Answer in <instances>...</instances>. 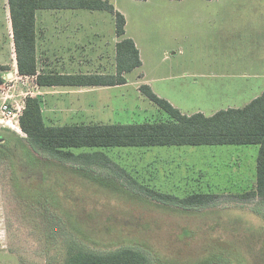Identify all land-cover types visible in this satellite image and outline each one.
I'll return each instance as SVG.
<instances>
[{
  "label": "rangeland",
  "instance_id": "obj_1",
  "mask_svg": "<svg viewBox=\"0 0 264 264\" xmlns=\"http://www.w3.org/2000/svg\"><path fill=\"white\" fill-rule=\"evenodd\" d=\"M223 2L224 8L211 9L205 0H111L127 17L143 65L124 85L37 92L46 122L169 120L140 91L143 84L184 114L244 106L264 90V0ZM5 3L0 0L2 21ZM249 30L255 38L247 42L254 64H245L249 52L240 51ZM7 36L0 23V62L8 54ZM112 54L105 69L112 70ZM22 82L10 92L19 102L29 90ZM29 86L36 92L32 82ZM8 130L0 131V264H65L76 251L106 254L125 248L142 252L152 264H264V200L229 195L255 187L258 146L102 149L160 193L224 195L208 206L185 208L154 199L117 169L36 151L22 131Z\"/></svg>",
  "mask_w": 264,
  "mask_h": 264
},
{
  "label": "trees",
  "instance_id": "obj_2",
  "mask_svg": "<svg viewBox=\"0 0 264 264\" xmlns=\"http://www.w3.org/2000/svg\"><path fill=\"white\" fill-rule=\"evenodd\" d=\"M14 28L19 73L36 76L41 86H114L127 83L126 73L141 66L139 49L126 34V17L108 0H9ZM39 8L106 10L116 19V74H40L37 69L35 11ZM7 65H0V87L5 82ZM140 91L170 117L166 121L142 123H76L49 125L44 117L42 100L27 96L20 116V127L34 150L49 152L64 160L96 163L128 175L152 197L181 207L208 206L224 196L215 192H196L183 197L165 194L139 183L115 162L103 148L154 147L183 145H256V185L233 195L239 199L264 200V92L242 107L219 110L212 115L202 112L184 114L165 98L159 97L148 84ZM83 149L76 152L74 149ZM90 149L91 151H86ZM117 169V170H116ZM65 264H152L142 252L125 248L106 254L86 251L72 253Z\"/></svg>",
  "mask_w": 264,
  "mask_h": 264
},
{
  "label": "crops",
  "instance_id": "obj_3",
  "mask_svg": "<svg viewBox=\"0 0 264 264\" xmlns=\"http://www.w3.org/2000/svg\"><path fill=\"white\" fill-rule=\"evenodd\" d=\"M108 1L111 3V0H108ZM205 1H207V3L205 4L207 8L209 6H212L211 9H213L214 6L219 7L221 9L222 7L224 8L226 5L223 2V0H205ZM5 2L6 3H5L4 11H3V16H2L3 21L0 20V23L4 26L6 32L8 33L7 38L5 37V42H6L5 44H6L9 55L6 53L5 59L0 62V65H7V66L10 65L12 67L10 69L11 72H7L5 74L6 75L5 79L6 78L11 79V77H13L11 73H15V68L16 66H18V62H17V50H16V42H15V36H14V28H13V22H12V16H11V8H10L9 0H5ZM115 8L118 9L116 6ZM90 15L96 16V19L91 21L89 19ZM112 15H113L112 13L106 10L68 9V8H39L37 9L35 11V29H36V57H37L38 73L40 74H55V73L57 74H102V75L116 74V71H117V43L122 39V37H119L116 33V19H115V16L113 15L112 17ZM126 20H127V17H126ZM127 24H128V20L126 23V27H127ZM88 25H90V27ZM251 31L252 30H249L247 38L243 42L241 41L240 51L243 54H245L246 52H249V55H248L249 58L247 60H244V62H246L245 64L255 63L254 59L251 60L252 59L251 52H250L251 48L247 43V42L255 41V38L251 36ZM111 36H112V41H113L112 43H110ZM128 36L129 35H128L127 28H126V34L124 37H128ZM118 38L120 40H118ZM132 39L134 40V38ZM134 41L139 49L138 43L136 42V40ZM6 47L1 46V49H6ZM255 49H256V54L254 52L253 57L256 56L258 58L260 55L259 40L256 43ZM111 50L113 52L112 54L113 63L111 64L112 70L110 68H107L108 69L107 70L105 68L106 66L108 67V65L104 63L109 57ZM107 52H108V55H107ZM139 52H140V58L142 61V64H141L142 66L143 60L141 57L140 49H139ZM258 62H259V59H257V63ZM141 66H139L138 68H140ZM251 68L253 69V67ZM129 73L125 74L127 83H128ZM18 81H23V80L19 79ZM17 85L19 84L16 83L14 85V91L16 90ZM114 86H120V85H114ZM114 86L99 85V86H94V87L109 88V87H114ZM86 87H90V86H68V85L41 86L37 84L36 82V85L34 86L36 93L33 96L38 95L37 92L41 90H44L45 93H47V95H49V93H52L51 95H53V93L57 92L56 90L74 92L76 91L75 89H85ZM263 92L264 90L262 91V93ZM261 94H257L251 100H253L254 98L258 97ZM247 103H245V105ZM231 107H238V106H231ZM231 107H227V108H231ZM5 125H3L2 128H0V131L2 130V131L10 132V130L8 129H10L11 127H9L8 125L7 126ZM6 127H9V128H6ZM12 130H15V129H12ZM2 138L5 139V137L3 136L1 137V139ZM6 140L7 138L5 139V141Z\"/></svg>",
  "mask_w": 264,
  "mask_h": 264
},
{
  "label": "built area",
  "instance_id": "obj_4",
  "mask_svg": "<svg viewBox=\"0 0 264 264\" xmlns=\"http://www.w3.org/2000/svg\"><path fill=\"white\" fill-rule=\"evenodd\" d=\"M11 74L13 77H11V79L6 78L4 84L0 87V99H2V103H0V124L5 123L12 129L14 128L11 125L21 129L20 116L25 107V99L27 96H33L36 93L31 90V87L29 86V82L32 81L33 85L35 86L36 76L20 75L18 66H16L15 68V73H11ZM19 79H22L23 80L22 83L29 88V90L23 93L24 98L22 102L16 100L15 95L10 93L11 90L14 88V85L19 82L18 81Z\"/></svg>",
  "mask_w": 264,
  "mask_h": 264
},
{
  "label": "bare ground",
  "instance_id": "obj_5",
  "mask_svg": "<svg viewBox=\"0 0 264 264\" xmlns=\"http://www.w3.org/2000/svg\"><path fill=\"white\" fill-rule=\"evenodd\" d=\"M11 125V124H10ZM16 131H20L21 132V129H19V128H17L16 126H13V125H11Z\"/></svg>",
  "mask_w": 264,
  "mask_h": 264
}]
</instances>
